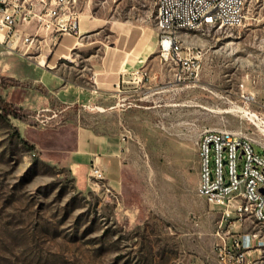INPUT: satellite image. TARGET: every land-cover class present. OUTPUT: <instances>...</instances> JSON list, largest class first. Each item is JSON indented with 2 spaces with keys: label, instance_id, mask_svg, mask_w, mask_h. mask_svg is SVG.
<instances>
[{
  "label": "rangeland",
  "instance_id": "1",
  "mask_svg": "<svg viewBox=\"0 0 264 264\" xmlns=\"http://www.w3.org/2000/svg\"><path fill=\"white\" fill-rule=\"evenodd\" d=\"M77 9L105 28L86 39L79 58L100 59L94 54L112 40L109 28L128 25V41L156 28L157 0H78ZM246 15L240 26L182 31L200 68L181 81L157 47L141 65L148 80L126 73L122 100L60 101L30 79L18 49L0 43V78L22 82L0 85L18 109L17 116L0 109V264H264V224L224 217L198 192L205 130L242 131L264 143V0H247ZM132 47L134 57L140 43ZM83 128L115 141L122 178L115 187L116 171L106 172L110 191L91 187L92 162L79 175L68 164Z\"/></svg>",
  "mask_w": 264,
  "mask_h": 264
},
{
  "label": "built area",
  "instance_id": "2",
  "mask_svg": "<svg viewBox=\"0 0 264 264\" xmlns=\"http://www.w3.org/2000/svg\"><path fill=\"white\" fill-rule=\"evenodd\" d=\"M78 0H0V29L13 32L17 24L34 18L50 31L55 43L79 31ZM247 0H157L156 26L161 60L174 62L180 72L193 75L200 68L199 54L186 50L182 30L196 32L206 27L222 29L242 25ZM9 50H16L6 41ZM29 46L34 38L25 36ZM26 52V51H24ZM29 55V54H28ZM147 75V72H144ZM264 132V120L259 122ZM123 140H126L124 136ZM264 143L242 131L226 128L205 130L199 140L200 181L198 192L223 209L224 217H251L264 224ZM242 159L239 170V160ZM91 187L110 191L104 168L96 159L90 171ZM252 241V235H248ZM229 264H237L231 262Z\"/></svg>",
  "mask_w": 264,
  "mask_h": 264
},
{
  "label": "crops",
  "instance_id": "3",
  "mask_svg": "<svg viewBox=\"0 0 264 264\" xmlns=\"http://www.w3.org/2000/svg\"><path fill=\"white\" fill-rule=\"evenodd\" d=\"M78 13V33L65 35L57 43L52 39L50 31L39 26L36 18L17 24L13 32L0 30V41L5 38L11 42L12 46L19 50L22 57L21 65L30 72L27 73L30 79L44 85L60 101L70 104L91 103L93 99L105 94L122 100L123 92L127 91L122 89L125 87L123 83L131 81L127 80L130 77L126 75L127 72L133 71L135 75L133 78L139 82L151 77L141 65L151 59L158 47L157 26L150 28L148 38L139 39L137 36L130 41L124 37V33L131 29L128 25L109 28L112 40L108 46L105 42L97 46V52L94 54H100L101 51V58H79L75 54L82 49L86 39L94 36L97 38L105 28H99L102 27L99 18L90 12L78 10ZM25 36L34 38L30 46L23 42ZM135 43H140L141 50L133 57L129 49L133 48L132 45ZM138 65L141 67L136 68ZM144 72H147V75ZM118 156V148L112 137L100 136L83 128L77 131L75 149L67 161L76 175L86 172L89 168L88 163L90 164L93 159L100 163L105 174L106 172L110 174L117 170ZM120 178L122 173L118 176L116 171L110 174L109 183L116 187L120 183Z\"/></svg>",
  "mask_w": 264,
  "mask_h": 264
},
{
  "label": "trees",
  "instance_id": "4",
  "mask_svg": "<svg viewBox=\"0 0 264 264\" xmlns=\"http://www.w3.org/2000/svg\"><path fill=\"white\" fill-rule=\"evenodd\" d=\"M0 85L4 87H8L11 85H22L21 80L13 77H2L0 78ZM0 109L5 114H14L17 116L18 109L14 104L7 101L1 94H0Z\"/></svg>",
  "mask_w": 264,
  "mask_h": 264
},
{
  "label": "bare ground",
  "instance_id": "5",
  "mask_svg": "<svg viewBox=\"0 0 264 264\" xmlns=\"http://www.w3.org/2000/svg\"><path fill=\"white\" fill-rule=\"evenodd\" d=\"M3 29H6V30L8 31V28H6V27L1 28L0 30H3ZM182 31H189V30H182ZM3 41H4V40H3ZM3 41H0V43L3 42ZM256 118H257V116H256Z\"/></svg>",
  "mask_w": 264,
  "mask_h": 264
}]
</instances>
